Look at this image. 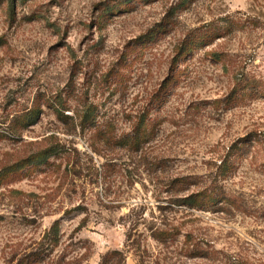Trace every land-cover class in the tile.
I'll return each mask as SVG.
<instances>
[{"label":"rangeland","instance_id":"rangeland-1","mask_svg":"<svg viewBox=\"0 0 264 264\" xmlns=\"http://www.w3.org/2000/svg\"><path fill=\"white\" fill-rule=\"evenodd\" d=\"M57 95L150 137L72 130ZM208 185L221 209L186 204ZM0 264H264V0H0Z\"/></svg>","mask_w":264,"mask_h":264},{"label":"trees","instance_id":"trees-1","mask_svg":"<svg viewBox=\"0 0 264 264\" xmlns=\"http://www.w3.org/2000/svg\"><path fill=\"white\" fill-rule=\"evenodd\" d=\"M190 50V44L186 40H183L180 46L177 48V54L179 56H183V54L187 53ZM181 57L178 61L181 60ZM177 60V55H176ZM174 72H176V68L174 69ZM173 72V73H174ZM173 75V74H172ZM174 87L176 86L175 82L173 81V78L171 80L164 84V92L167 91L168 87ZM47 103L50 107H52L57 115V118L59 120H62L63 122L67 123L71 126L72 130H77L80 128L82 131L85 130H95V133L100 135V138H106L108 143H112V146H122L126 148H133L136 147V149L141 148L142 142H146V138L150 137L149 132L145 128H143V122L137 123L138 125L136 128V135L134 137H131V133L122 134L118 136L115 133V130L112 128L110 129L109 126L106 128H103V126L98 122L97 120V114L96 110L93 105H85L82 107L74 108L73 114L66 113L67 110H70L71 106L69 105V100L64 99L61 95H57L52 99L47 100ZM41 114V108H31L28 111H25L23 113L17 114L14 119L12 126H14L15 130L27 128L30 125H33L38 122ZM142 131V132H141ZM95 134V135H96ZM145 138V140H144ZM236 144H233V148L236 147ZM59 144L56 145H50L46 148H40L34 152H32L30 155H28L23 162H26L24 164H19L18 166L22 167L26 164L31 165H42V164H48L50 159L58 154ZM231 149V148H230ZM229 160H230V152H227L224 154V156H221L220 163L217 164V169L214 174L213 181L218 180L220 177L221 180L224 179L226 176L224 174L225 171L230 168L229 166ZM109 165H113L111 163H108ZM213 173V172H212ZM224 174V175H223ZM180 183H183L184 186L188 185V177H181L179 179ZM227 198L224 196V191L217 192L216 187L212 185H208L204 187L202 190L195 192L194 194H189L186 197V204H188L190 207L200 208V209H208L211 206L214 205H220L219 209H221L222 203Z\"/></svg>","mask_w":264,"mask_h":264}]
</instances>
